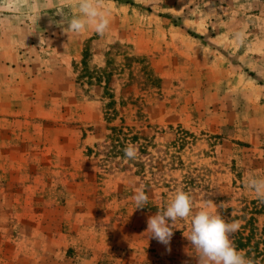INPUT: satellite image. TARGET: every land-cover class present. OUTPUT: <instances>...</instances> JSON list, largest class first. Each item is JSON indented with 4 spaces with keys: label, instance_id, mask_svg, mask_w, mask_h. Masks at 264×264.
Masks as SVG:
<instances>
[{
    "label": "rangeland",
    "instance_id": "obj_1",
    "mask_svg": "<svg viewBox=\"0 0 264 264\" xmlns=\"http://www.w3.org/2000/svg\"><path fill=\"white\" fill-rule=\"evenodd\" d=\"M78 2L0 0V264H199L191 217L146 232L177 190L264 235V0Z\"/></svg>",
    "mask_w": 264,
    "mask_h": 264
},
{
    "label": "clouds",
    "instance_id": "obj_2",
    "mask_svg": "<svg viewBox=\"0 0 264 264\" xmlns=\"http://www.w3.org/2000/svg\"><path fill=\"white\" fill-rule=\"evenodd\" d=\"M16 10H19L25 0H14ZM79 15L67 18L62 12L57 13L62 19L56 22L59 26L65 24L70 32L81 33L91 27L96 34L103 37L110 27V20L103 8L102 0H79ZM138 148L128 144L124 148L125 160H135ZM246 187L253 191L256 197L264 203V179L249 177ZM136 209H142L148 204V196L142 188H137L133 196ZM191 217L190 233L185 236L191 246L196 249L199 264H255V261L238 250L230 234L239 229V222H226L220 215L213 214L203 208L193 214L192 199L182 190H177L175 196L163 212H157L147 219L146 232L151 238L161 244L170 245L173 236L171 225L177 220H188ZM168 247V251H170Z\"/></svg>",
    "mask_w": 264,
    "mask_h": 264
},
{
    "label": "trees",
    "instance_id": "obj_3",
    "mask_svg": "<svg viewBox=\"0 0 264 264\" xmlns=\"http://www.w3.org/2000/svg\"><path fill=\"white\" fill-rule=\"evenodd\" d=\"M262 236L264 235L260 234L257 239L254 228H252L246 236L243 233L238 234L234 240V245L238 250L246 251L247 257L253 259L255 264H259V261L264 260V239Z\"/></svg>",
    "mask_w": 264,
    "mask_h": 264
}]
</instances>
